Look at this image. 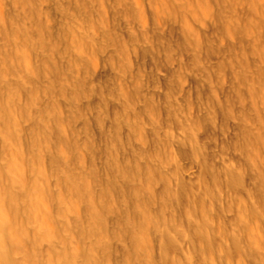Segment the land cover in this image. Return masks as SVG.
Here are the masks:
<instances>
[{
    "label": "clouds",
    "instance_id": "obj_1",
    "mask_svg": "<svg viewBox=\"0 0 264 264\" xmlns=\"http://www.w3.org/2000/svg\"><path fill=\"white\" fill-rule=\"evenodd\" d=\"M0 264H264V0H0Z\"/></svg>",
    "mask_w": 264,
    "mask_h": 264
},
{
    "label": "rangeland",
    "instance_id": "obj_2",
    "mask_svg": "<svg viewBox=\"0 0 264 264\" xmlns=\"http://www.w3.org/2000/svg\"><path fill=\"white\" fill-rule=\"evenodd\" d=\"M220 43L222 44H227L226 41H224L223 39H221ZM231 53H232V49L229 48L228 52L224 53L225 56H228L229 59H231ZM147 55V54H145ZM137 59L140 60V63H137ZM223 59L224 57L217 52L215 54V56L213 57L212 63L214 64H222L223 63ZM253 59H255V57H253ZM130 63L133 65L134 68H137L138 71L147 74L148 76H150V74L154 71H157L154 67L155 63H156V59L155 57H152L151 59H145L143 56L138 57V58H133L130 60ZM159 71H162L165 73V76L168 75V72L166 69L161 68L159 69ZM224 78H225V83L227 84L229 82V74L228 72H224ZM193 88H194V82L192 80H188L185 86V92L191 96L193 94ZM197 98H199V93L197 91ZM223 136V132L221 131L219 134H215L213 132V130L211 128H208L204 135L201 138V142L205 145L208 146V148L210 149V151H215L216 148V144L220 141L221 137ZM199 178V173L196 174L195 177H192L193 181H195L196 179ZM159 191V190H158Z\"/></svg>",
    "mask_w": 264,
    "mask_h": 264
}]
</instances>
